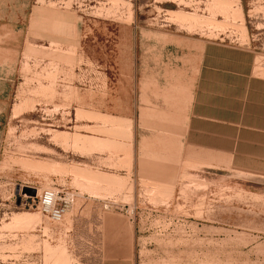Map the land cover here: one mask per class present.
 Masks as SVG:
<instances>
[{
	"label": "rangeland",
	"instance_id": "obj_1",
	"mask_svg": "<svg viewBox=\"0 0 264 264\" xmlns=\"http://www.w3.org/2000/svg\"><path fill=\"white\" fill-rule=\"evenodd\" d=\"M207 40L247 75L216 161L185 143ZM255 76L264 0H0V264H66V225L86 264H264ZM52 189L72 194L61 222Z\"/></svg>",
	"mask_w": 264,
	"mask_h": 264
},
{
	"label": "crops",
	"instance_id": "obj_2",
	"mask_svg": "<svg viewBox=\"0 0 264 264\" xmlns=\"http://www.w3.org/2000/svg\"><path fill=\"white\" fill-rule=\"evenodd\" d=\"M209 44V40L206 41V44L203 41L199 76L196 77L195 83L186 82L185 143L188 146L193 145V137H200L201 152L211 153L209 161H216L220 160V155L224 152L233 151L225 148L226 138H232L233 144L241 143L240 134L243 124L234 116L230 117V114L235 113L234 106H230V103L234 101L232 104H236L235 100L239 101L241 98V82L235 81L234 75L237 74L239 79L241 76L247 75L234 72L225 66L224 58L220 52V43L211 42L213 45L211 53ZM262 57L257 51H253V61L248 67L252 69V72L257 71L258 59ZM255 78L260 79L258 82L264 85V78L260 76H255ZM261 105L263 111L264 104ZM260 118L263 119V117ZM244 128H249V126H244ZM261 128L260 124V127L255 129L261 130ZM76 236L72 226L60 227V238L64 239L65 250H67V260L63 263L86 264L82 259H76L79 248V241L75 240Z\"/></svg>",
	"mask_w": 264,
	"mask_h": 264
},
{
	"label": "clouds",
	"instance_id": "obj_3",
	"mask_svg": "<svg viewBox=\"0 0 264 264\" xmlns=\"http://www.w3.org/2000/svg\"><path fill=\"white\" fill-rule=\"evenodd\" d=\"M38 195H39V192H38ZM71 196H72L71 193H67L65 197L62 198V202L65 203V205L70 204L72 202L70 199ZM60 199L61 198H60L59 192L56 191L55 189H52V190L46 191L43 194L42 203L48 209H55V206ZM53 214L56 215L57 213L54 211Z\"/></svg>",
	"mask_w": 264,
	"mask_h": 264
},
{
	"label": "built area",
	"instance_id": "obj_4",
	"mask_svg": "<svg viewBox=\"0 0 264 264\" xmlns=\"http://www.w3.org/2000/svg\"><path fill=\"white\" fill-rule=\"evenodd\" d=\"M46 191H49V190H46ZM44 191V193L46 192ZM43 193V194H44ZM43 194H41V197H40V204L43 206L45 212L51 216V218L55 221H62L67 210H68V207H69V204L68 205H65V203L62 202V198L63 196H61V192H60V204L57 202L56 206H55V209H48L45 207V205L42 203V197H43ZM65 197V196H64ZM56 212L57 214L54 215L53 212Z\"/></svg>",
	"mask_w": 264,
	"mask_h": 264
}]
</instances>
